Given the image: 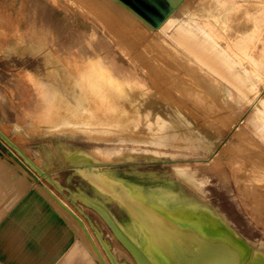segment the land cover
<instances>
[{
	"label": "rangeland",
	"instance_id": "1",
	"mask_svg": "<svg viewBox=\"0 0 264 264\" xmlns=\"http://www.w3.org/2000/svg\"><path fill=\"white\" fill-rule=\"evenodd\" d=\"M61 1H65V5L68 7L72 6L79 16H87L90 18L91 20L89 23L92 28L96 30L102 29L104 33H107V37L112 43L115 52L118 53V56L134 74L142 77L146 82L152 83L154 88L164 89L163 92H158L155 95L156 97L159 96L160 99L158 97L157 99L164 104L165 108L167 106L171 108L173 107L171 105H174L173 109L177 107V110H181L178 111V114L183 117V119L181 120V117L177 119L179 127L181 128L180 130L174 129L171 132V135L174 134L178 136L179 139L167 140L164 144L158 142H145V145L137 144L136 146H132L134 148H139V150L157 152L158 155L161 156L157 159H150L145 157L142 153L121 160L98 161L85 156L82 158L70 159L60 152L61 149L58 147L60 144L65 143L71 148H93L94 146L100 145L103 148L114 149L120 147L126 150L131 148L132 142L128 140H115L106 143L96 142L86 139L81 133H71L69 131H52L50 132L52 134L49 133L50 136L27 135V137L24 138L13 126H11V122L23 120L22 125L26 126L28 124V119L24 118V115H22V108L32 106L35 100H29V91L32 92L30 86L26 83L24 84V82L14 83L13 78L16 75L14 73L15 71L7 69L6 67L0 68V129L37 164H40V160L36 158L39 153H45L48 149H54L53 151H55L56 154L50 157V170L54 172L51 177L59 182L63 192L73 197V202L82 209L93 224L99 228L103 238L107 240L112 252L116 255L119 262L125 259L117 254L118 250L114 252V249H122L130 258L131 256L113 236L102 217L84 201L72 195V193L77 192L78 189L84 191L88 197L94 196L95 194L91 189L90 183L74 170L75 165L73 163L75 162L87 160L93 163V166H101L100 170L110 175H112V172L135 169L142 172L154 171L162 177H168L170 175L173 164L189 166L191 167L192 173L196 171L195 174H193L197 181L202 185H206L203 189L205 197L221 213L226 215L233 225V228L242 239L251 241L254 244L264 242V194H262L264 193V154L261 153V149L258 146L260 145L261 148H264V127H262L261 113L257 114L256 108L248 109L249 106L247 101L237 99L223 84L215 80L210 73L197 68L195 62L189 56L176 50L175 46L169 43L162 32H151L153 30L145 28L140 22L136 21L131 14L118 8L110 0H103V2H101V0H92V3L88 1L86 4L84 0ZM225 30L228 31V29ZM218 39L222 44H225L226 49H229L227 55L230 57L237 56V58L246 63L245 58L239 57L237 53L231 51V48L236 43L248 42V37L237 34L232 36H218ZM246 71L249 75H252L256 81L264 82V77L259 76L255 72V69L248 68ZM184 85L187 91H185ZM260 88L264 90V85L261 84L259 89ZM196 91L198 94L194 93ZM198 91L202 95H200ZM24 93L25 95H23ZM31 94L32 93H30V95ZM205 94L207 98H205ZM199 95L200 97H198ZM194 104L195 106H193ZM194 109L197 110L198 113ZM207 112H209L210 115ZM219 113L227 117L224 116L223 118V115ZM184 114L185 116H183ZM185 117H189L190 119L188 118V120ZM206 123L209 124V129H207ZM195 125H197L196 128L200 130L197 131ZM239 125L243 126L245 131L240 129ZM198 126H200V128H198ZM190 128H192V131L195 130V137L192 135L193 132L189 131ZM20 129L23 132L24 128ZM208 130H210V132ZM207 133L210 135H207ZM216 133L221 135L222 138L219 144ZM201 134H204V136ZM206 135L207 139L205 138ZM249 136H251L258 145L252 141V138ZM0 141L3 143L1 139ZM232 141L233 143L239 142V145L228 143ZM225 143L228 144L225 145ZM146 144L148 146H146ZM223 145L225 146L222 147ZM191 147L197 149L195 150ZM229 148L230 150L232 148L231 151H235L231 152L234 155L228 152ZM8 151L13 152L19 160L23 161V159L6 144H4V147L0 146V218L13 203L11 200L16 199L14 197L17 194L23 192L25 189H36L48 199L49 203L57 211V214H59L62 220L71 226L76 241L83 242V248L89 251L91 248L88 239L83 235V232L80 233V227L77 221L70 217L65 209L59 205L55 197L47 192L45 189L46 183L59 195L65 198L63 194L42 176V181L36 182L33 177L30 176L35 174V171L28 166L26 168L23 167L27 173H30V175L26 174L24 170L9 157L11 155ZM224 153H226V155ZM235 153L236 156H239L236 157ZM167 155H178V157L168 158ZM230 158H233V160ZM41 167L46 169L44 164H41ZM218 169H223L226 172L228 178L227 182L221 180L218 175L219 173L216 172ZM241 187L246 189L242 192L239 189ZM242 193H244L249 200L248 204L244 201L246 198ZM65 200L71 205L75 213L77 215L80 214L79 216H82L81 218L85 221L86 219L82 213H80L68 199L65 198ZM103 204L117 218L124 215L123 211L116 203L106 201L105 203L103 202ZM85 222H87V220ZM88 224L87 226L90 229L87 226L86 228L91 231V234L94 236L92 242H95H93L94 245L97 246V250L99 249V254L101 256L103 255L102 257H104L103 259L106 263L110 264L97 237ZM91 257L94 261L96 260L97 264H100L99 258H97L94 253H91ZM131 260L133 261L132 258ZM133 264H135L134 261Z\"/></svg>",
	"mask_w": 264,
	"mask_h": 264
},
{
	"label": "bare ground",
	"instance_id": "2",
	"mask_svg": "<svg viewBox=\"0 0 264 264\" xmlns=\"http://www.w3.org/2000/svg\"><path fill=\"white\" fill-rule=\"evenodd\" d=\"M155 5L156 4L154 3V6ZM41 39H43L44 45L48 43V38L46 36L41 37ZM50 47H52L51 50L48 49V47H46L45 45V50L39 53L43 55V59L45 62V68L43 69L42 75L46 77L48 81L38 80L36 76H34V73H30L28 78L29 81L31 80V82L29 83H32L38 96V100L35 101L32 106L23 108L21 107L22 115H24V118L28 119V124L26 126H23V120L19 122H11V126H13V128L16 129L18 133H20L24 138H26L27 135L50 136L49 133L52 131H69L71 133H81L86 139L96 142L98 141L106 143L113 142L115 140H128L132 142L131 148L126 150L120 147H116L114 149L103 148L100 145L94 146L93 148H71L68 147L65 143H62L60 145L58 144L59 149H61L60 152L70 159L78 157L82 158L85 156L98 161L127 159L130 158V156H137L141 153L145 157H148L150 159H157L161 157L157 152L139 150V148H134L132 146H136L137 144L145 145V142H158L164 144V142L167 140L179 139L178 136L174 134L171 135V132L174 129L180 130L181 128L179 127V123L177 122V119L181 117L178 114V111L181 110H177V107L173 109L174 105H171L170 103L169 104L173 107L168 108L167 106L165 108L164 104L157 99V97L159 98V96L156 97L155 95L158 92H163L164 89L154 88L152 83L145 82L143 79L139 78L128 69L124 68L123 64L118 61V58L110 52L109 43L106 40H104L103 38H98L92 31H89L87 29L84 30L83 28L80 33L77 32L76 35L70 37L64 45H52ZM225 78L228 79L227 77ZM50 80H53L54 82H56V84L51 82ZM236 83H234L233 85H236ZM239 85H241L240 82ZM185 88L186 86L184 87V89ZM185 91H187V89H185ZM194 93H197V91ZM23 95H25V93ZM200 95L202 94L200 93ZM200 95L198 97H200ZM251 95H253V93H251ZM204 96L205 98H207L206 94ZM193 106H195V104ZM195 111L198 113L197 110ZM256 111L257 114L262 112L260 111V107L258 105L256 106ZM207 113L209 114V112ZM219 114L223 115L222 113ZM183 116H185V114ZM224 116L226 115H223V118ZM260 117L262 120V127H264V117ZM180 119L182 120L183 117H181ZM197 125H195V128ZM200 126H198V128H200ZM208 126L209 124L206 123L207 129H209ZM20 128H24L23 132ZM239 128L244 130L243 126L239 125ZM185 130L188 131L187 129ZM198 130L200 129H197V131ZM189 131H192V128H190ZM208 131L210 132V130ZM192 132L195 133H192V135H194L195 137V130H193ZM201 135L204 136V134ZM207 135L210 134L207 133ZM207 135L205 136V138L207 137ZM218 135L219 134H217L216 138L219 144L222 138L221 135H219L220 137ZM249 137L252 138L251 136ZM251 140L256 143L253 138ZM228 143L239 145V142L233 143L232 141ZM228 143H225V145ZM225 145H223L222 147H224ZM146 146L148 145L146 144ZM258 146L261 149V153L264 154V148H261L260 145ZM53 150L54 149H48V151H46L45 153H39L36 157L40 160V164L38 165L41 166V164H44L47 172L51 175H53L54 172L50 170V157L51 155L56 154V152ZM228 150V152L231 153L235 149L231 151L229 148ZM226 153L224 154L226 155ZM231 154L234 155L233 153ZM238 156L239 155H237L236 157ZM9 157L14 160V162L21 169H23L26 174L30 175V173H27L26 170L12 156ZM167 157L175 158L178 157V155H167ZM230 159L233 160V158ZM84 166L85 165L79 167L83 168ZM195 172L193 171L194 174ZM216 172L219 173L218 175L221 180L227 182V174L223 169H218L216 170ZM193 173L191 171V167L189 166L173 164L172 171L170 172V175L168 177H162L154 171L142 172L132 169L129 171L112 172V175L109 174V178L121 181L122 183L129 185L130 187H132L131 189H135V191H137L140 196H142L143 198H147L156 204L159 203L168 209H176L178 212L181 211L184 215H187L189 217L206 219L207 223H209L205 228L206 230L219 231L221 233L218 234L223 235L222 237H224L225 239L229 238L235 240L238 243H241V245H246L250 248L252 253L253 258L251 259V263L264 264V242H258L257 244H254L251 241H243L240 235L233 228V225L226 217V215L221 213L205 197L203 189L206 185L200 184L194 177ZM30 176H32L36 182L42 181L41 176H37V178H34L33 175ZM45 189L50 195L55 197L59 205H61V207L65 209L68 215L77 221L80 227V233L83 232V235L87 237L91 249H88L89 251L83 249L82 251L88 254L90 257L91 253H94L96 257L99 258L100 264H107L103 259L104 257H102L103 255H99V251H96L97 246L94 245V241V243L92 242V238L94 236L91 234V231L87 230L86 226L88 223L85 222L86 220L84 221V219L81 218L82 216H79V213V215H77L71 205L65 200V198L59 195L49 184L46 183ZM91 189L95 193L94 196H90L91 199L100 201L102 203L108 201L107 198L102 197L99 194L97 189H95L94 187H92ZM239 189L243 192V190L246 188L241 187ZM78 194L88 196L81 189H78L77 192L72 193V195ZM99 196L102 198H100ZM245 198L246 200L244 199V201L248 204L249 200L246 196ZM124 215H122L120 218H117L115 215H113V218L120 226V228L124 231V233L138 247L146 250V248L149 247V240L146 238V235L142 232L139 225L135 223V221L129 215L125 213ZM79 249L81 248L77 247V250ZM116 250H118L117 254L124 257L125 259L124 261L120 262V264H133V261L124 250L114 249V252H116ZM82 254L83 253L81 252L80 255L82 256ZM68 256H70V254ZM90 257L86 259H89ZM71 259L74 260V258ZM86 259L84 260L87 261ZM74 263H76V261ZM88 263L91 264V262Z\"/></svg>",
	"mask_w": 264,
	"mask_h": 264
},
{
	"label": "crops",
	"instance_id": "3",
	"mask_svg": "<svg viewBox=\"0 0 264 264\" xmlns=\"http://www.w3.org/2000/svg\"><path fill=\"white\" fill-rule=\"evenodd\" d=\"M88 1L92 3V0H84V3ZM110 1L145 28L153 30L151 32H162L169 43L195 62L197 68L210 73L237 99L247 101L248 109L258 105L264 117V90L259 89L264 82L256 81L246 71L255 69L264 77V0ZM90 20L87 16H79L72 6H66L61 0H0V68L14 70L13 82L29 85L32 91H29V100L37 101V92L28 80L30 73L40 81H48L42 75L45 62L39 53L45 50V45L50 50L52 45H64L84 28L106 40L110 52L132 72L115 52L108 34L92 28ZM237 34L248 37V42L234 44L231 51L244 57L246 63L237 56L227 55L229 49L218 39V36ZM43 36L48 38L45 45ZM14 198L0 218V264H97L82 251V243H76L71 226L60 219L39 191L25 189ZM77 251L82 252L84 258ZM84 253L90 258L86 259Z\"/></svg>",
	"mask_w": 264,
	"mask_h": 264
},
{
	"label": "water",
	"instance_id": "4",
	"mask_svg": "<svg viewBox=\"0 0 264 264\" xmlns=\"http://www.w3.org/2000/svg\"><path fill=\"white\" fill-rule=\"evenodd\" d=\"M0 139L23 159V161L19 160L13 152L8 151L22 167L28 166L35 171L34 178L42 176L82 213L93 229L110 264H120L99 228L73 202L74 198L63 192L59 182L53 179L46 169L35 163L1 129ZM3 143L0 141V146L4 147ZM73 164L75 171L97 189L102 197L116 203L120 209L122 207L123 210H121L129 215L146 235L149 247L145 250L138 247L124 233L112 213L102 202L95 201L85 195H73L84 201L102 217L113 236L128 252L135 264H252L253 257L249 247L241 245L235 240L225 239L222 237L223 235L218 234L221 233L219 231L206 230L205 228L209 224L206 219L189 217L181 211L168 209L159 203L156 204L143 198L135 189L132 190L129 185L109 178V173L100 170L101 166H93V163L91 164L87 160H80ZM82 165L85 166L79 167ZM243 241L245 240L243 239ZM96 251L98 252L97 248Z\"/></svg>",
	"mask_w": 264,
	"mask_h": 264
},
{
	"label": "built area",
	"instance_id": "5",
	"mask_svg": "<svg viewBox=\"0 0 264 264\" xmlns=\"http://www.w3.org/2000/svg\"><path fill=\"white\" fill-rule=\"evenodd\" d=\"M100 255V254H99Z\"/></svg>",
	"mask_w": 264,
	"mask_h": 264
}]
</instances>
